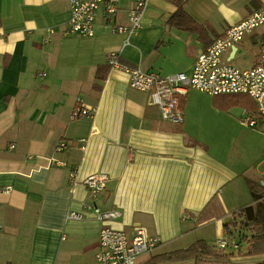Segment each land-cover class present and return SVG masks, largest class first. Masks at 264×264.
<instances>
[{
	"label": "crops",
	"instance_id": "1",
	"mask_svg": "<svg viewBox=\"0 0 264 264\" xmlns=\"http://www.w3.org/2000/svg\"><path fill=\"white\" fill-rule=\"evenodd\" d=\"M134 1H116L113 24L127 23ZM263 4L187 0L184 9L212 42ZM175 10L173 0H148L133 34L108 31L99 11L94 35L65 36L66 0H0V188L9 187L0 196V264H98L102 226L131 235L138 225L167 244L192 235L215 244L226 238L232 213L251 203L246 180L262 177L264 144L249 167L242 155L231 156L204 123L200 101L211 95L190 90L183 122L173 124L125 73L106 69L116 53L122 63L161 75L189 73L205 47L196 34L165 22ZM245 38L263 43L264 24ZM241 49L246 45L236 44L224 59L232 63ZM98 69L106 71L103 80ZM78 98L91 116L70 118ZM246 128L264 136L260 125ZM59 140L68 147L58 153ZM91 174L107 175L109 187L92 195L81 184ZM92 206L118 215L97 219ZM231 260L264 264V254Z\"/></svg>",
	"mask_w": 264,
	"mask_h": 264
},
{
	"label": "built area",
	"instance_id": "2",
	"mask_svg": "<svg viewBox=\"0 0 264 264\" xmlns=\"http://www.w3.org/2000/svg\"><path fill=\"white\" fill-rule=\"evenodd\" d=\"M69 4V19L62 34L92 36L96 14L103 13L104 27L110 32L135 33L140 27V19L148 0H135L127 12L126 24H113L112 19L118 10L117 0H66ZM264 24V4L248 13L245 17L230 25L224 33L205 47L194 59L189 73L177 72L170 75H161L157 71L143 70L139 66H130L122 63L116 53H110L107 64L110 69L119 70L128 77L131 88L145 92L155 105L163 120L173 124L183 122L181 101L190 90H198L209 94H245L256 103L258 116L246 114L239 122L243 126H264V42L260 46L255 62L250 67H237L223 57L254 29ZM49 32H54L49 30ZM92 111L84 107L82 99L78 98L70 118L91 116ZM264 132V130H263ZM79 139V142H84ZM83 145V144H82ZM13 147V146H11ZM68 147L66 141L59 140L55 146L56 152H62ZM52 165H62L56 157H51ZM69 179L75 181L73 169L68 174ZM109 178L105 174H91L86 176L81 184L92 195H98L109 187ZM259 184L264 187V170ZM9 187L0 188V196L8 192ZM97 219H110L118 215L114 209L101 210L91 207ZM71 216H77L71 213ZM0 224V231H1ZM99 248L95 253L98 264H137L138 259L154 251L161 239L157 235H150L141 226H134L129 235L123 230L110 226H102L99 235ZM215 245L219 248L231 245L236 247L234 239H218ZM10 264H23L13 262Z\"/></svg>",
	"mask_w": 264,
	"mask_h": 264
},
{
	"label": "trees",
	"instance_id": "3",
	"mask_svg": "<svg viewBox=\"0 0 264 264\" xmlns=\"http://www.w3.org/2000/svg\"><path fill=\"white\" fill-rule=\"evenodd\" d=\"M187 0H173L176 10L171 13L165 22L180 31H187L197 35L207 47L211 42L206 39V28L194 20L184 9ZM108 64L106 69L108 70ZM97 70V79L103 80L106 71L100 74ZM245 94H226L212 96V105L220 110L228 111L235 104H241L249 115L258 116L256 103H253ZM184 107L185 99L181 101ZM251 196V203L237 208L231 218L224 223L223 232L225 239L232 238L237 246L228 245L219 248L206 240H196L185 248L156 253L139 264H162L166 262L192 260L194 264H233V256L264 254V187L259 182L246 180ZM228 249V250H227ZM260 264V263H253Z\"/></svg>",
	"mask_w": 264,
	"mask_h": 264
},
{
	"label": "rangeland",
	"instance_id": "4",
	"mask_svg": "<svg viewBox=\"0 0 264 264\" xmlns=\"http://www.w3.org/2000/svg\"><path fill=\"white\" fill-rule=\"evenodd\" d=\"M239 44H245L246 51H243L241 49L240 53H238V57L233 60L231 64L240 68L252 66V64L256 60L255 55L260 50V46L262 44L261 40H257L256 43L252 44L249 38H245L243 42ZM206 97H209L210 99L201 100L200 103L206 107L207 112L204 115V123H207L209 125L211 136H213L215 139H219L220 142H222V144L224 145L225 150H228V153L231 156L234 154H240L245 159V165L247 163L248 167L251 166L250 164L252 160L256 158L260 146L264 144V138H261L264 136H250V134H248V128L238 122V120L246 116L245 113H247L244 112V110L246 109L243 107V105L235 104V106H232V108L228 110V112L230 113H226L228 114L226 115L225 113L220 112L218 109L216 110V108L212 105L211 96L207 95ZM183 98L185 99V97ZM253 103L255 102L253 101ZM261 128L262 130H264V126H261ZM238 147L239 149L237 150ZM196 240H199V237L192 235L189 237H184L180 240L172 241L169 244H167V242L161 243L154 251L142 255L138 259V261H140L139 263H141L142 261L156 253L170 251L177 248H185ZM162 264H194V262L192 260H181L166 262Z\"/></svg>",
	"mask_w": 264,
	"mask_h": 264
}]
</instances>
